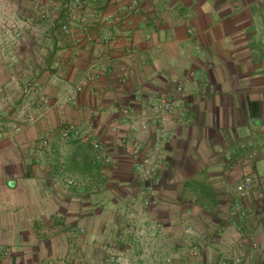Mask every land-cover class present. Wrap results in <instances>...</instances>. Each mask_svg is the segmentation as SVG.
<instances>
[{
    "label": "crops",
    "instance_id": "obj_1",
    "mask_svg": "<svg viewBox=\"0 0 264 264\" xmlns=\"http://www.w3.org/2000/svg\"><path fill=\"white\" fill-rule=\"evenodd\" d=\"M0 88V264H264V0H0Z\"/></svg>",
    "mask_w": 264,
    "mask_h": 264
},
{
    "label": "built area",
    "instance_id": "obj_2",
    "mask_svg": "<svg viewBox=\"0 0 264 264\" xmlns=\"http://www.w3.org/2000/svg\"><path fill=\"white\" fill-rule=\"evenodd\" d=\"M135 5H137L136 2H135ZM117 21L119 20L117 19ZM64 30H68V27L64 26ZM8 32H9L8 36L5 39L6 43L16 44L23 37V32L17 29L16 26H14V29ZM105 39L107 42L111 40L110 38H105ZM76 91L78 93H81L83 91V87L79 86L78 88H76ZM9 99L10 98L5 92V90L0 88V102L3 104H8ZM174 109H175L174 103L170 99H166V98L162 99L159 103L152 106V111L155 116H158L162 112L173 113ZM36 120L37 118L33 114L27 113L23 115V117H21L18 122L10 125L9 127H11L14 130L19 131L22 128V126H26L28 124L34 123L36 122ZM141 127L144 130L150 129L148 122H143ZM6 133H7V130L5 126L1 124L0 125V139ZM63 136L66 139H75L78 141L90 143L93 149L96 151V161L97 162H101V161H105L107 163L111 162V159L105 156L104 151H103V146L100 140L98 139L97 132L94 129L82 131V130H79L76 125L70 124L66 127ZM167 139H168L167 130L165 128L164 129L156 128L155 142L157 146H160V147L163 146L167 142ZM48 145H49V142L44 141L41 145V149L42 150L46 149ZM157 170H158V165L156 163L148 164L147 162H145L144 164L138 167V171L142 175L144 182L150 187H152V182L154 178L156 177ZM65 183L67 184V186H71V187L78 186V184L73 180H67ZM57 184H60L59 181L57 182ZM238 192L242 194L243 196H251L254 193L253 179L251 177H246L244 179V182L238 187ZM153 204H155L153 199L144 200V206L146 208H149ZM232 216L235 219L246 216L245 208L241 203H236L233 209ZM129 231L130 233L138 236V238L142 241L145 240V238H147V235H148L146 230H140L138 228V225L133 222L130 224ZM188 233L189 234L192 233V229H188ZM193 253L197 254L198 253L197 249H194ZM130 254H131V248L126 249L123 255L118 258V264H131ZM166 264H172V260L170 259L166 260ZM223 264H226V263H223Z\"/></svg>",
    "mask_w": 264,
    "mask_h": 264
}]
</instances>
